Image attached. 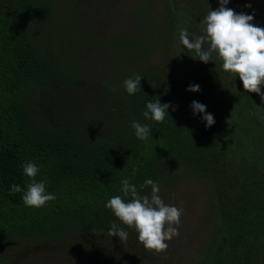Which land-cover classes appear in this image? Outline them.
Here are the masks:
<instances>
[{"label":"trees","instance_id":"1","mask_svg":"<svg viewBox=\"0 0 264 264\" xmlns=\"http://www.w3.org/2000/svg\"><path fill=\"white\" fill-rule=\"evenodd\" d=\"M114 1L0 0V264H42L52 254L77 264H149L135 255V229L105 206L114 196L128 202L124 178L149 197L151 186H140L152 179L163 201L176 181L199 180L211 227L193 264H264V100L221 61L193 59L179 41L182 28L191 40L202 34L219 0H163L149 20L143 12L153 0ZM113 19L119 35L108 31ZM135 75L140 90L129 95L123 82ZM158 99L170 104L162 123L143 117ZM193 101L213 125L194 114ZM133 120L150 126L147 141L136 138ZM27 162L56 197L40 208L11 193L13 184L27 190ZM113 221L126 241L107 234Z\"/></svg>","mask_w":264,"mask_h":264},{"label":"clouds","instance_id":"2","mask_svg":"<svg viewBox=\"0 0 264 264\" xmlns=\"http://www.w3.org/2000/svg\"><path fill=\"white\" fill-rule=\"evenodd\" d=\"M229 0H219V7L210 10L201 20L202 34L195 40L189 38L187 28L179 32V41L187 52H195L193 59L204 63L214 61L222 62V71L230 73L235 80L242 81L243 89L254 92L264 100V28L251 23L253 15L237 14L233 9L226 7ZM246 7H251L250 4ZM207 44V48L204 45ZM142 76L135 75L124 80V88L129 95H134L140 90ZM188 91H199L198 84H190ZM169 103H161L160 100L146 103L143 117L147 120L162 123L166 113L169 114ZM194 114L202 113V119L206 126L215 123L212 114L206 112V106L197 101L191 105ZM175 110V106H173ZM136 138L147 141L152 130L148 124H141L136 120L131 122ZM24 174L31 182L24 191L19 185L11 186V193L23 191L22 200L26 206L40 208L46 203L56 199L55 195L46 191V181H37L35 178L39 168L33 162L23 165ZM123 197H130L125 202L121 196H114L106 203L121 223L138 233V241L147 251L161 253L167 250L166 241L179 234L178 226L182 210L174 205H166L159 195L160 188L152 179H145L141 189L151 186V195H140L136 185L131 184L128 178L121 180ZM107 234L111 237L118 236L120 241L128 239V233L113 221Z\"/></svg>","mask_w":264,"mask_h":264},{"label":"rangeland","instance_id":"3","mask_svg":"<svg viewBox=\"0 0 264 264\" xmlns=\"http://www.w3.org/2000/svg\"><path fill=\"white\" fill-rule=\"evenodd\" d=\"M125 1L130 3L131 6L141 7L143 4L141 2L142 0H117V3L114 1V4L115 6H117V4L121 6ZM163 2V0H153V5L147 7L145 12H143L144 20L150 19L152 10L161 12ZM248 4H250L251 7H246ZM226 7L233 9L237 14H254V19L251 23L264 28V0H258V2H256V0H238L237 2L232 0ZM163 15L164 13L162 12L160 16ZM119 17L122 18L123 15H119ZM125 20L126 18H123V21ZM125 24L128 25L127 21ZM122 30V25L117 24L116 20L113 19L109 21L108 31H111V35H116L119 32L121 33ZM160 54V52L156 53L157 58ZM208 201L209 192L199 180L195 178H182L176 181L170 189L164 190V203L166 205H174L182 210L179 225H174L178 227L179 234L174 236L171 240L166 241L168 248L164 252L156 253L154 251H147L140 243L139 246L136 247L135 255L137 257L140 255L145 262L149 264H193L196 262L197 260H195L194 254L203 247V240L199 241L198 239L203 233L210 231V229L207 230V227H211V223L208 225L206 222L208 214L211 212ZM204 228L206 229L204 230ZM200 229L203 230L199 231ZM48 255L49 254H46L45 256ZM45 261H48V263L45 264H77L76 260L69 255L64 256L60 260H56V256L52 254L45 258L42 264ZM38 263L39 261H37V259L34 261L31 258L25 264Z\"/></svg>","mask_w":264,"mask_h":264}]
</instances>
